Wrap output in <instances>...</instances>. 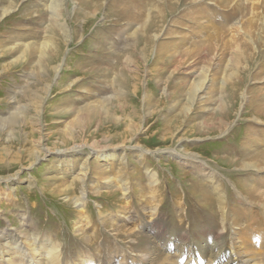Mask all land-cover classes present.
Listing matches in <instances>:
<instances>
[{
  "label": "rangeland",
  "instance_id": "1",
  "mask_svg": "<svg viewBox=\"0 0 264 264\" xmlns=\"http://www.w3.org/2000/svg\"><path fill=\"white\" fill-rule=\"evenodd\" d=\"M234 254L264 264V0H0V264Z\"/></svg>",
  "mask_w": 264,
  "mask_h": 264
},
{
  "label": "bare ground",
  "instance_id": "2",
  "mask_svg": "<svg viewBox=\"0 0 264 264\" xmlns=\"http://www.w3.org/2000/svg\"><path fill=\"white\" fill-rule=\"evenodd\" d=\"M88 174V173H87ZM86 175V174H85ZM207 177V176H206ZM209 239L208 240H211V241H215L216 240V237L214 236H210L208 237ZM224 254V253H223ZM222 254V255H223ZM221 255V256H222ZM220 256V257H221ZM247 258V257H246ZM244 258L243 256L241 255H238V254H234V257L233 258H229V263H235V264H251L252 263V260L250 259H246Z\"/></svg>",
  "mask_w": 264,
  "mask_h": 264
}]
</instances>
